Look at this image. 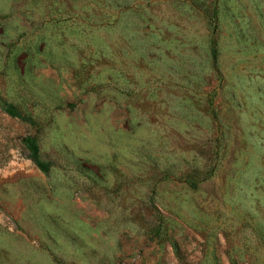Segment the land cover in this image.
<instances>
[{
	"label": "rangeland",
	"instance_id": "1",
	"mask_svg": "<svg viewBox=\"0 0 264 264\" xmlns=\"http://www.w3.org/2000/svg\"><path fill=\"white\" fill-rule=\"evenodd\" d=\"M0 264H264V0H0Z\"/></svg>",
	"mask_w": 264,
	"mask_h": 264
},
{
	"label": "trees",
	"instance_id": "2",
	"mask_svg": "<svg viewBox=\"0 0 264 264\" xmlns=\"http://www.w3.org/2000/svg\"><path fill=\"white\" fill-rule=\"evenodd\" d=\"M211 24H212V36L210 38V51L212 60L215 63L217 60L218 55V41L216 38V32H217V12L216 10L213 11L211 16ZM5 112L13 117L21 118L24 122L29 123L30 125H34V122L28 118V117H22L18 112H16V109L13 106H5L4 108ZM23 143L27 146L29 151L31 152L33 162L35 163L36 167L42 172L47 173L48 172V165L41 162L38 156V148L36 146V143L34 140L30 138H26L23 140Z\"/></svg>",
	"mask_w": 264,
	"mask_h": 264
}]
</instances>
